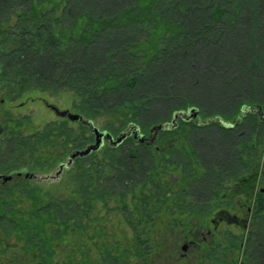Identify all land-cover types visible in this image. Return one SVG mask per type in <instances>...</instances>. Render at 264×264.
I'll return each instance as SVG.
<instances>
[{"label": "trees", "instance_id": "trees-1", "mask_svg": "<svg viewBox=\"0 0 264 264\" xmlns=\"http://www.w3.org/2000/svg\"><path fill=\"white\" fill-rule=\"evenodd\" d=\"M89 2L0 0V94L16 101L33 92L51 96L71 93L80 99L77 108L88 120L120 115L123 121L137 123V116L151 103H158L167 113L179 103L202 105L200 99L189 95L169 99V87L154 91L151 80L162 81L169 73L177 72L176 78L187 80L185 84L190 89L203 82L209 85L220 81L219 91H227L232 98L218 107L219 112L207 115L206 120H217L203 126L191 125L194 120H179L177 128L158 133L159 144L168 141V136L174 139L181 135L184 141L183 127L189 125L200 131L217 127L228 134L237 132L244 121L239 116L247 108L242 106L258 104L252 107L257 109L264 103L262 61L258 60L263 42L259 33L264 32V0H127L118 6L111 2L108 7ZM246 34L251 35L248 43L242 37H248ZM196 56L199 65L195 67ZM161 92L166 97L155 94ZM216 115L227 117V122ZM257 120L264 127V122ZM62 127V152L68 144L82 150L88 143L84 138L72 139L71 132L63 124ZM9 128L18 151L22 137L18 127ZM51 132L45 133L47 154L38 151L41 136H29L30 172L44 171L58 161L54 147L49 146ZM126 140L134 141L132 137ZM181 144L164 152L145 145L150 152L146 156L140 155L137 148L120 152V145L108 146L101 157L92 152L76 158L72 162L76 182L72 194L76 196L70 198L42 193L27 180L16 181L8 193L0 192V254L3 256L4 249L12 247L21 252L10 257L7 264H154L169 230H186L192 219L203 223L218 205L214 198L207 210H201L198 204L196 208L186 204L188 197H200L197 192L202 187L209 194L215 193L218 178L213 177L220 174L215 168L217 163L232 164L229 170L218 166L227 177L236 170L233 162L214 159L209 152L207 157H197L193 144L188 145V151L184 142ZM246 144L241 153L244 158L252 154ZM214 145L223 148L221 142ZM178 150H183L185 160L173 157ZM237 153L239 160L241 154ZM184 161L189 169L183 168ZM199 164L204 169L203 165L211 167L213 176L207 173L203 178ZM177 170L180 182L173 185L168 174ZM262 175L264 178L262 172L249 174L237 183L250 184L252 223L260 230L247 236L254 256L264 254V194L255 191ZM202 179L206 184L201 188L193 186ZM110 202L114 207H109ZM204 205L207 203L201 207ZM102 210L106 215L123 214L128 231L108 226L104 217L96 216ZM240 244V237L229 242L221 249L219 259L216 255L220 250L215 246L209 247L205 256L198 250L194 253L197 259L189 264H238ZM182 261L175 264H188Z\"/></svg>", "mask_w": 264, "mask_h": 264}, {"label": "rangeland", "instance_id": "rangeland-1", "mask_svg": "<svg viewBox=\"0 0 264 264\" xmlns=\"http://www.w3.org/2000/svg\"><path fill=\"white\" fill-rule=\"evenodd\" d=\"M90 4L96 5L98 7H102L104 5L105 7L110 6L111 2H114L118 5H122L124 3H127V0H89ZM12 26V24H11ZM249 34V33H247ZM246 34V35H247ZM245 35V34H244ZM243 37V40L245 42H249L251 40V35H247L248 37ZM261 38L263 39L262 46H260V56L258 60L262 61L261 71H262V79L264 78V32L259 33ZM260 38V37H259ZM254 39V38H253ZM198 57L196 56L193 61L198 62ZM199 65V62L196 63L195 67ZM202 64H200L201 66ZM164 71V70H163ZM205 72V71H204ZM194 73V72H193ZM191 74V73H189ZM170 76H168L166 79L163 78L161 81V78L158 80L152 81V87H154L155 90H160V88L169 87L170 93L167 96V98L170 99V97H173L171 99L176 100L182 96L189 95L190 97H193L195 99H200L201 106H197V104L191 103L190 105H185V103H179L180 105L172 108L168 113L165 112V110H161V106L158 103H155L154 105L150 104L144 108V111H141V115L137 116V123L125 120L123 121L122 116H115V115H103L100 117H97L95 119L88 120L85 118L81 111L77 108L80 106V99L76 97L75 95L71 93H63L56 96H51L47 93H38L33 92L31 95H25L20 99H17L16 101H11L8 99L5 95L2 93L0 94V101L3 99V104L0 103V128L3 127H11L14 126L18 127L17 131L19 132V136L21 138V146L18 151H15V136L11 135L7 131L4 133H1L0 130V174L6 175L8 172L14 170L17 166L25 165L29 168V170L32 167V158L30 157L29 149H27L30 137L34 134H37L38 136H41V140L37 143L38 144V151L40 154H47L46 150V144L47 141L45 133L47 130H53L51 132V137L49 140H51V145L54 147V153L58 156V161L55 162L54 167H50L45 169L44 171H40L39 169H35L32 173L33 178L29 181V184L31 186H37L42 190V193H49L54 196H58L59 198H70V196H76L75 194H72L73 189L75 188L76 182L72 178V174L74 173V167L72 165L73 160L72 159L70 164L67 165L69 162V158L76 152V151H82L86 149L88 146L93 145L95 142L94 135L91 134L89 128L87 125L82 124L79 121H70L67 118H60L56 116L52 111L48 110L42 103L41 100L44 99L48 104L56 106L59 110H66L74 115L81 116L84 120L90 121L93 125V127L98 130V132H103L106 134L111 135L114 139L122 132L124 131L129 125L134 124L139 130V133L144 136H149L150 129L155 125H161L171 122V116L179 111H186L189 108H195L198 110V118L192 121V124H196L200 126L204 125L202 122H204L206 119H209L207 115H209L213 111H218L219 108L224 104V101L227 99L231 100L232 96L230 93L226 92H220L219 89L222 87L219 86L220 81H215L207 85L205 82H203L201 85L199 84L198 88L190 89L189 86L186 83L187 80L182 81V78H176L178 75L177 72L169 73ZM189 77V76H188ZM191 78V77H189ZM192 79V78H191ZM190 80V79H189ZM179 81V82H178ZM264 81V80H263ZM192 87V86H190ZM207 88V89H206ZM206 90V91H205ZM158 97H166L161 92V95H158V93H155ZM229 94V95H228ZM175 97V99H174ZM261 97V96H260ZM262 101L264 102V95L261 97ZM172 100V101H173ZM176 103V101H173ZM174 103V104H175ZM184 107H183V106ZM258 104H254V106H257ZM253 105H244L243 107L252 108ZM264 109V103L261 105ZM259 106V108H261ZM178 107V108H177ZM206 115V116H204ZM240 115V114H239ZM238 115V116H239ZM115 116V117H114ZM203 116V117H202ZM214 116V115H213ZM217 117H220V115H216ZM246 116V117H245ZM215 117V116H214ZM243 121V124L241 127L237 128V132H232L231 134H228L224 132L222 129L212 127L210 129H204L200 131L199 129L195 128L194 126H185L183 127V130L186 134L185 140L183 141L182 136L178 135L175 136L176 139L168 136V141L164 142L163 144H159V136H157V151H166L167 149H173L175 146H178L182 142H184V146L187 148L186 150H189L188 145L193 144L194 145V152L197 155V157L200 155L203 157L206 152H209L211 154H214V159L220 158L223 159V162H233L234 167L236 170H234V175L231 177H227L225 174L221 173L222 170H219L217 163L216 171L220 174L215 176L218 178V183H221V187L218 186L216 188V191L214 194H209L210 192L206 191L205 188L202 187L200 189L201 185L204 183L206 184V181L203 183V179L201 181H198L199 184L195 183L193 186L199 185V191L197 194L200 196L198 199H191L188 197L186 204L190 206L200 205L201 210H207L209 209L210 204H214L212 199H215V204H230L231 202L235 204L238 200L243 202L244 196L241 193V191L236 187L239 179L247 178L246 176H249V174L254 175L256 172L263 173L264 174V127L260 126V122L256 119L253 115H242L241 116ZM204 118V119H203ZM214 118H211L210 120H213ZM225 122H227L228 118L224 117L222 118ZM221 119V120H222ZM208 121V120H206ZM62 124L65 126L66 130L71 132L72 139H80L84 138L85 140H88L87 144H84L82 150H77L72 148V144H68L65 147V150L62 152V146L59 144L61 140L63 139V133L61 131L64 130L62 127ZM110 126L112 129H114V132H110V129L108 128ZM254 128V130H253ZM11 131V129H10ZM59 133H57V132ZM252 134V135H251ZM81 136V137H80ZM251 136V137H250ZM250 137V141L248 142ZM229 140V141H227ZM221 142L223 145V148L219 145H214V142ZM86 143V141H84ZM124 143L121 144L119 151L120 152H129L130 150H134L137 148V152L140 155L146 156L147 154H150V152L146 149L145 145L143 147L137 145L134 143V141L126 140L123 141ZM211 142V144H209ZM246 143H248V147L252 149L251 155H244L245 158L242 157V152L244 151V147H246ZM182 145V144H181ZM111 147L106 141H103L102 146L96 151V155L98 157H101L103 152L106 148ZM203 146V147H202ZM228 147V151L226 152L225 149ZM18 148V146H17ZM114 148V147H113ZM222 148V150H220ZM237 149L239 153L241 154L240 159L237 158ZM179 151V150H178ZM175 151L173 157L176 156V158L180 157L182 160H185V157L182 155V151ZM237 151V152H236ZM155 153V151H153ZM200 153V154H199ZM223 155V156H222ZM184 159H183V158ZM77 158H83V157H77ZM147 159V158H145ZM144 159V160H145ZM202 159V158H201ZM149 160V159H147ZM145 160V162L147 161ZM198 163V162H197ZM60 165H63V169L59 172ZM66 165V166H65ZM198 165V164H197ZM237 165V167H236ZM199 166L202 167V164ZM198 166V167H199ZM205 169L202 167V169L199 167L201 172H203L204 177L207 178L206 174H212L211 167L207 165H203ZM189 165H187V162H183V168L189 169ZM175 168V166H174ZM221 169V168H220ZM207 171V172H205ZM59 172V173H58ZM58 174V175H57ZM170 178V182L173 183V185H176L177 182H180V173L179 170L177 172H171V174H168ZM189 175V174H188ZM198 176V175H197ZM201 176L198 178L200 179ZM213 176V174H212ZM211 178V177H209ZM263 178V175H262ZM260 177L258 176V180ZM195 180V179H192ZM189 181V183L192 182ZM18 181L17 179H14L10 183L6 184L5 186H0V192L2 193H8L10 189L13 188L15 182ZM188 181L186 184H189ZM201 183V184H200ZM1 185V182H0ZM188 188V187H187ZM177 190V189H176ZM263 190L261 194H264V178L260 181H257V184L255 186V191ZM208 195H207V194ZM203 194H206L207 198H202ZM231 195H233L231 197ZM211 201V202H210ZM193 203V204H192ZM208 207L202 208V204H206ZM241 204V203H239ZM109 207H114L113 203L110 202ZM206 205V206H207ZM100 206L97 205V209H99ZM239 212L242 211L241 208H238ZM229 212V215L235 214L236 211H227ZM230 212H232L230 214ZM241 212L240 214H242ZM94 214L96 212L94 211ZM217 213H210L209 217L212 218ZM96 216L104 217V221L108 226H118L117 229H123L124 231H128L126 229V223L124 222L123 214H120L118 212H111L110 214L106 215L105 211L102 210L98 213ZM229 224L223 223L220 224L217 232L218 236V243H221V247L225 246V243L232 242L229 240L228 234H231L232 236L237 235L241 238V252H240V258L238 260V264H264V254H257L254 256V254L251 252V246L249 245L247 241V236L249 232L253 233L260 231L256 230V226L254 224H250V229L248 230V234L246 235L245 229H242L235 225L231 220L228 222ZM190 228H187L186 230H183L182 228H175L174 230H169L167 233V236L162 243L164 244V249L160 253L159 256H157L156 261L154 264H175L183 262L185 263H194V261L197 259L194 256L195 252H198L199 248L197 246V242L201 241V238H203L206 235L205 230L199 229L200 226H198L196 219H192V222L190 223ZM116 228V227H115ZM264 230V229H263ZM253 240V239H252ZM190 242L194 243L191 244ZM215 244L216 248H219V244ZM264 243V242H263ZM9 244L13 246L15 243L14 241L10 240ZM196 244V245H195ZM10 246V247H11ZM183 247H186V251H183ZM209 247V245H208ZM207 247V249H208ZM2 247H0L1 250ZM248 249V250H247ZM6 251L4 255L2 256L0 254V264L5 262L7 264L8 259L15 255L19 256L21 252L18 249L15 248H8L4 249ZM248 252V254H247ZM222 252L221 250L219 253H217V258H221ZM2 257L4 260H2Z\"/></svg>", "mask_w": 264, "mask_h": 264}, {"label": "flooded vegetation", "instance_id": "flooded-vegetation-1", "mask_svg": "<svg viewBox=\"0 0 264 264\" xmlns=\"http://www.w3.org/2000/svg\"><path fill=\"white\" fill-rule=\"evenodd\" d=\"M43 101H45V100L44 99L41 100L42 104H43ZM0 103H1V105L3 104V99H1ZM261 110H262V113H260V116L255 115V117L257 119H259L260 121L264 122V109H261ZM176 128H177V126H176ZM0 130H1V133H4L6 131L8 133L10 132V128L9 127H3V128H0ZM147 137L145 136V138H147ZM156 140H157V137H156ZM156 140L152 144H149L148 142L138 143L137 141H134V143L137 144V145H146L147 147L157 148L156 147L157 146ZM123 143L124 142H122L121 144H123ZM207 153L208 152L205 153V155H204L205 157H207L206 156ZM219 167H222L224 169L229 170V168L232 167V164H230V163L224 164V163L221 162L219 164ZM32 178H33V175L30 172L29 168L22 164L20 166H17L14 170L8 172L6 175L0 174V182H1L0 186L1 187L5 186L6 184L10 183L14 179H17L18 181H26L27 179L31 180ZM243 180H245V179H243ZM204 181H206V179ZM236 185H237L236 187L241 191V193L244 196L243 202L238 200L237 202H235V204H233L231 202L230 204L226 203V204L217 205L216 208L213 211L214 213H217V215H215L212 218H207L203 223L197 222L198 226H200L199 229L206 231V235L203 238H201V241H198L196 243L198 248H199V250L203 252L204 256L206 255V250H207L208 245H209V247H214L215 244L218 243V236H217L218 232H217V230H218L220 224H223V223L229 224L228 222H230V220H231L238 227L247 230L246 231L247 232L246 235L249 232L248 230L250 229L249 228L251 226L250 224H253L252 220H253V217H254V213H253L254 207H253V205H251V202H252L251 196H252V194H251V190L249 188L250 184H247V182L244 181L241 184H239V185L236 184ZM218 186L221 187V183H218L217 187ZM262 191L263 190H260L259 192L262 193ZM232 196L233 195H231V197ZM203 198L204 199L207 198L206 194H203ZM239 203H241V204H239ZM206 207L207 206L204 205V208H206ZM238 208H241L242 211L239 212ZM229 210L236 211V213L235 214H231L232 212H230L231 215H229V212H227ZM241 212H243V213L240 214ZM228 236H229V240L230 241H234V240L238 239L237 235L232 236L231 234H228ZM190 243L194 244L192 242H190ZM218 244L220 245V247L217 248L218 251L223 249V248H225L226 246H228V243H225L226 245L222 246V247H221V245H222L221 243H218ZM186 249H187L186 247H183L182 250L186 251ZM250 249H251V252L253 253L252 248H250Z\"/></svg>", "mask_w": 264, "mask_h": 264}, {"label": "water", "instance_id": "water-1", "mask_svg": "<svg viewBox=\"0 0 264 264\" xmlns=\"http://www.w3.org/2000/svg\"><path fill=\"white\" fill-rule=\"evenodd\" d=\"M44 106L52 111L56 116L60 118H67L70 121H79L84 125H87L90 132L94 135L95 142L93 145L88 146L86 149L82 151H76L70 158L67 165L70 164L71 160L77 157H85L88 156L92 152L98 151V149L102 146L103 141H106L111 147H117L119 146L126 138L132 137L134 141H137L138 143L148 142L149 144H152L158 135L159 132L165 131V130H171L176 128L177 123L179 120L189 122L191 120H194L198 117V110L195 108H189L186 111H179L173 114L171 122L161 125H155L153 126L149 131V136L145 138L144 135L139 133V130L134 125H129L123 132H121L115 139L106 133L98 132L96 130L92 123L90 121L84 120L79 115L71 114L70 112L66 110H59L56 106L48 104L46 101H43ZM246 112H249L252 115L260 116V113H262L261 108L253 109V108H243L241 115H245ZM217 119L210 120L211 122L216 121ZM210 121L203 122L204 124L209 123ZM219 121V119H218ZM221 122V121H219ZM223 125H226V123L221 122ZM66 166V165H65ZM63 169V165H60L59 172ZM58 172V173H59ZM58 175V174H57Z\"/></svg>", "mask_w": 264, "mask_h": 264}]
</instances>
